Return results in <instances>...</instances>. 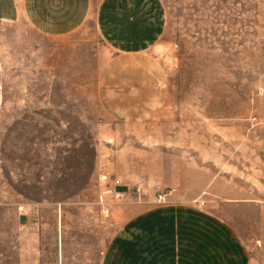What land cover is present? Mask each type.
Returning a JSON list of instances; mask_svg holds the SVG:
<instances>
[{"label": "rangeland", "instance_id": "obj_1", "mask_svg": "<svg viewBox=\"0 0 264 264\" xmlns=\"http://www.w3.org/2000/svg\"><path fill=\"white\" fill-rule=\"evenodd\" d=\"M122 1L155 24L132 34L151 45L111 48L99 0L66 37L8 26L0 201L29 207L23 232L39 237L43 264H99L124 220L176 188L235 227L247 264H264V0ZM103 171L126 192L108 197V216Z\"/></svg>", "mask_w": 264, "mask_h": 264}, {"label": "crops", "instance_id": "obj_2", "mask_svg": "<svg viewBox=\"0 0 264 264\" xmlns=\"http://www.w3.org/2000/svg\"><path fill=\"white\" fill-rule=\"evenodd\" d=\"M97 5L96 27L111 48L134 49L153 43L132 36L141 32L142 26L145 32L155 28L145 20L147 16H137L122 0H99ZM92 11L93 0H0V49L11 48L6 31L13 23L24 21L45 36L66 37L79 31L93 17ZM141 19L146 22L142 26ZM174 189L165 206L124 220L100 253L98 263L247 264L235 227L203 210L196 196L185 200L183 192L178 194ZM28 208L20 202L0 201V260L43 264L39 237L23 232L31 225ZM11 220L21 226V232H11ZM6 251L16 255H6Z\"/></svg>", "mask_w": 264, "mask_h": 264}, {"label": "built area", "instance_id": "obj_3", "mask_svg": "<svg viewBox=\"0 0 264 264\" xmlns=\"http://www.w3.org/2000/svg\"><path fill=\"white\" fill-rule=\"evenodd\" d=\"M99 187L102 188V196L100 197L99 204L102 206V211L106 216L109 214V204L108 197L120 200V198L126 195V192L122 191L123 186L122 181L117 178H112L111 174L107 171H103L98 178ZM175 189H170L167 192H163L158 196L159 203H166L168 199L175 193ZM114 201V202H115Z\"/></svg>", "mask_w": 264, "mask_h": 264}]
</instances>
